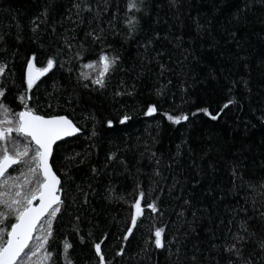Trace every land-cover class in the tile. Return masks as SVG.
<instances>
[{
  "label": "trees",
  "instance_id": "16d2710c",
  "mask_svg": "<svg viewBox=\"0 0 264 264\" xmlns=\"http://www.w3.org/2000/svg\"><path fill=\"white\" fill-rule=\"evenodd\" d=\"M129 2L0 0L2 126L30 110L81 131L51 157L60 211L34 234L51 219V259L41 250L27 264H101L98 243L103 264H264V0ZM103 55L115 63L100 87ZM49 59L29 88L28 62L42 69ZM22 172L8 174L22 183ZM35 187L33 177L22 192ZM0 212L4 244L17 218Z\"/></svg>",
  "mask_w": 264,
  "mask_h": 264
},
{
  "label": "snow or ice",
  "instance_id": "6c2138e0",
  "mask_svg": "<svg viewBox=\"0 0 264 264\" xmlns=\"http://www.w3.org/2000/svg\"><path fill=\"white\" fill-rule=\"evenodd\" d=\"M135 0H130L129 8L135 7ZM129 25H132L133 21H128ZM35 57H33V60ZM103 62V70L99 73L98 77L93 83L104 86L103 77L108 73L111 66L115 63V58L110 59L107 55L101 56ZM55 61L49 59L47 67L39 69V73L47 72L54 66ZM6 65H0V73H3ZM88 68L94 67L93 64L86 65ZM28 87L31 88L33 82V63H28ZM85 78H87L85 76ZM3 92L0 91V96ZM231 103V101L229 102ZM228 105H224L227 107ZM0 110L3 111L5 117L8 115V110L0 103ZM155 106L148 109V115L155 112ZM203 111L207 112V109ZM217 117L213 116L212 119ZM127 119V117H125ZM169 120L175 123H180L181 120H187L188 117L169 116ZM123 122V121H121ZM7 119L0 121V141L5 143L0 144V206L6 207L10 210V213L15 215L17 222L11 225V231L8 233V239L4 244H0V264H27L33 256L43 250V260L48 261L51 259L52 253L47 251L48 239L51 237V219L48 220L49 228L46 234L41 237H33V232L36 229V224L42 216L47 213L50 217H55L56 213L60 211L59 204L61 203L59 196L56 195L57 186L60 181L54 173L48 163V158L51 156L52 145L63 136H70L80 129L73 125L72 121L67 117H53L45 119L41 116L33 115L32 112L24 111L19 113L18 123L15 127H3L4 124H9ZM111 124V122H109ZM16 132L20 136L28 138V143L22 147L18 144L19 137H13L12 133ZM34 142L37 146L34 149L29 145ZM31 153V154H30ZM35 165V166H33ZM13 166H20L21 168H27V172H22L21 175L25 177L22 183H19L20 176L13 177L8 174V169ZM40 172L43 179L40 180L36 176L37 172ZM36 178V187L28 193H23L22 189L32 183V178ZM9 189H16L15 193L9 191ZM39 192L40 204L37 207H33V200L37 199L36 192ZM144 193H140V197L143 198ZM55 205V207H53ZM149 208L156 211L155 204H149ZM137 215L140 214V202L137 200L135 203ZM6 218L5 213L0 212V222ZM132 226L136 224V218L133 217L131 221ZM243 227V226H242ZM132 229L129 228L128 232L131 234ZM163 229H157L155 231V244L157 247H163L162 233ZM3 232L0 230V236ZM127 238V237H125ZM35 239L37 243L33 246L30 242ZM235 240L242 241L245 238L243 236H235ZM261 249H264V241L259 244ZM71 245L65 241L64 252L67 253ZM95 250L100 256L101 264H103V255L100 253V244L95 245ZM229 251H235L239 256L240 250L233 244ZM245 264H251L250 261Z\"/></svg>",
  "mask_w": 264,
  "mask_h": 264
},
{
  "label": "water",
  "instance_id": "95a60500",
  "mask_svg": "<svg viewBox=\"0 0 264 264\" xmlns=\"http://www.w3.org/2000/svg\"><path fill=\"white\" fill-rule=\"evenodd\" d=\"M30 61H32V60H30ZM29 63V62H28ZM32 63H33V73H32V75H33V81L34 80H36V79H38V78H40L42 75H43V73L41 74V73H39L38 72V70H39V68H37L36 66H35V64H34V62L32 61ZM27 68H28V64L26 65V68H25V75H26V78H27V80H28V72H27ZM24 111H28V110H22L21 112H24ZM20 112V113H21ZM32 112V111H31ZM32 114L33 115H36V116H41V117H44L45 119H49V118H53V117H66L65 115H55V116H42V115H38V114H36V113H33L32 112ZM68 118V117H67ZM69 119V118H68ZM70 120V119H69ZM72 121V120H71ZM73 123V122H72ZM73 125H75L74 123H73ZM76 127V126H75ZM77 128V127H76ZM80 132L81 131H79V132H76V133H74L73 135H70V136H63L61 139H59V140H57L53 145H52V152H51V156L48 158V163H49V166H50V168H51V171H52V173H54L55 175H56V177H58V175L55 173V171L53 170V167H52V165H51V157H52V154H53V149H54V147H55V145L58 143V142H60V141H63V140H66V139H68V138H70V137H73V136H75V135H77V134H80ZM33 144H34V142H32ZM35 145V144H34ZM36 146V145H35ZM37 147V146H36ZM11 168V167H10ZM9 168V169H10ZM9 169H8V171H9ZM42 176V175H41ZM43 178V177H42ZM59 178V177H58ZM59 181H60V178H59ZM59 188H60V183H59V185L57 186V192H56V195H58L59 196V199H61V195H60V193H59ZM39 195H40V193L39 192H37L36 193V196H37V199H35V200H33V204H32V206L33 207H37V206H39V204H40V201H39ZM55 206V205H54ZM53 206V207H54ZM48 214L47 213H45V215L44 216H42L41 218H40V220L37 222V224H36V229H37V227H38V225L40 224V222L47 216ZM17 222V221H16ZM15 222V223H16ZM14 223V224H15ZM36 229H35V231H36ZM11 231V228H10V230H9V232ZM35 231L33 232V237H34V234H35ZM8 232V233H9ZM9 237H8V234H7V239H8ZM7 239H6V241H7ZM31 243V242H30Z\"/></svg>",
  "mask_w": 264,
  "mask_h": 264
}]
</instances>
